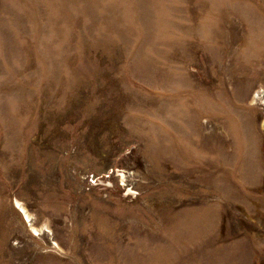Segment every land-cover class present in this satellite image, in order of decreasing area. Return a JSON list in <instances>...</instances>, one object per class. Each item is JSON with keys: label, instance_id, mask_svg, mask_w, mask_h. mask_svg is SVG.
<instances>
[{"label": "rangeland", "instance_id": "obj_1", "mask_svg": "<svg viewBox=\"0 0 264 264\" xmlns=\"http://www.w3.org/2000/svg\"><path fill=\"white\" fill-rule=\"evenodd\" d=\"M0 264H264V0H0Z\"/></svg>", "mask_w": 264, "mask_h": 264}, {"label": "bare ground", "instance_id": "obj_2", "mask_svg": "<svg viewBox=\"0 0 264 264\" xmlns=\"http://www.w3.org/2000/svg\"><path fill=\"white\" fill-rule=\"evenodd\" d=\"M22 211H24V207H22ZM25 214H27V216L29 217V215H28V213H27V212H25Z\"/></svg>", "mask_w": 264, "mask_h": 264}]
</instances>
